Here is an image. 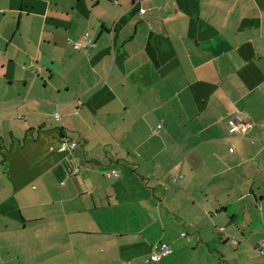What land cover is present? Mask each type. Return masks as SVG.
I'll return each mask as SVG.
<instances>
[{
  "label": "crops",
  "instance_id": "1",
  "mask_svg": "<svg viewBox=\"0 0 264 264\" xmlns=\"http://www.w3.org/2000/svg\"><path fill=\"white\" fill-rule=\"evenodd\" d=\"M161 243L264 264V0H0V264Z\"/></svg>",
  "mask_w": 264,
  "mask_h": 264
},
{
  "label": "built area",
  "instance_id": "2",
  "mask_svg": "<svg viewBox=\"0 0 264 264\" xmlns=\"http://www.w3.org/2000/svg\"><path fill=\"white\" fill-rule=\"evenodd\" d=\"M115 1V0H113ZM143 14H145V11H142ZM83 44L79 43L77 44V48L82 47ZM161 128V125L159 126ZM252 127L250 122H247L243 116H237L235 120L231 122V130L232 132H237L241 134H246L247 131ZM77 144H73L72 148H75ZM232 152H234V149H232ZM78 171V170H77ZM180 178H174V183L178 184ZM185 236V235H183ZM173 253V249L170 247L167 243H161L158 247H156V250L152 253L150 259L153 263L158 264L162 262L165 258L171 256Z\"/></svg>",
  "mask_w": 264,
  "mask_h": 264
}]
</instances>
